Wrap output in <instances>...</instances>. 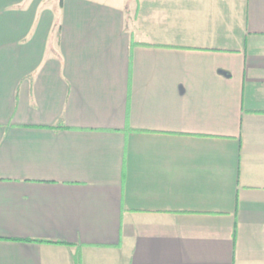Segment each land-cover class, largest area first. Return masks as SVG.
I'll use <instances>...</instances> for the list:
<instances>
[{"label": "crops", "instance_id": "obj_1", "mask_svg": "<svg viewBox=\"0 0 264 264\" xmlns=\"http://www.w3.org/2000/svg\"><path fill=\"white\" fill-rule=\"evenodd\" d=\"M75 255L264 264V0H0V264Z\"/></svg>", "mask_w": 264, "mask_h": 264}, {"label": "trees", "instance_id": "obj_2", "mask_svg": "<svg viewBox=\"0 0 264 264\" xmlns=\"http://www.w3.org/2000/svg\"><path fill=\"white\" fill-rule=\"evenodd\" d=\"M41 242H50V243H52V242H54V243H64V242H61V241H41ZM75 264H82L81 263V259H80V257H79V255H75Z\"/></svg>", "mask_w": 264, "mask_h": 264}]
</instances>
